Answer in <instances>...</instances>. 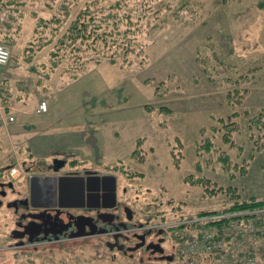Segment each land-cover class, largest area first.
Listing matches in <instances>:
<instances>
[{
  "label": "rangeland",
  "instance_id": "obj_1",
  "mask_svg": "<svg viewBox=\"0 0 264 264\" xmlns=\"http://www.w3.org/2000/svg\"><path fill=\"white\" fill-rule=\"evenodd\" d=\"M18 1L14 9H0V43L23 61L18 72L45 83L28 100L30 108L44 98L54 101V111L28 117L30 125L47 129L41 133L46 147L15 141L9 126L1 127L0 183L7 197L0 196V264H213L178 257L182 235L172 227L201 212H221L236 200H264V126L251 122L262 114L264 125V0H135L149 3L136 44L118 48V54H112L114 46L109 56L78 70L64 51L63 63L53 69L51 52L93 0ZM96 1L106 9L112 0ZM41 19L48 26L38 27ZM9 35L18 39L15 48L5 41ZM43 72L51 78L44 79ZM234 125L229 143L224 134ZM139 139L141 153L135 156ZM207 141L213 144L209 151ZM55 157H77L115 176L118 200L133 212L136 233L7 250L15 243L10 234L16 211L6 203L26 195L29 167H47ZM135 172L142 175L132 176ZM157 233L166 237L164 246L159 243L169 256L149 252ZM249 244L264 257V236L231 249L248 250Z\"/></svg>",
  "mask_w": 264,
  "mask_h": 264
},
{
  "label": "flooded vegetation",
  "instance_id": "obj_2",
  "mask_svg": "<svg viewBox=\"0 0 264 264\" xmlns=\"http://www.w3.org/2000/svg\"><path fill=\"white\" fill-rule=\"evenodd\" d=\"M29 168L28 172L33 174L26 180V195L6 203L16 211L15 227L10 234L15 243L7 250L27 252L44 244L66 246L76 240L86 242L115 232H119L118 235H123L122 231L136 233L131 224L134 214L118 200V187L114 198L110 179H102L97 184L98 178L113 175L92 170L88 163L77 157L70 160L55 157L47 167ZM0 185V196L6 198V185ZM8 186L14 190L13 183ZM0 206H3L2 201ZM143 236L135 234V239L144 241ZM156 237L150 243L158 245L162 241L164 246L166 237L163 233H157ZM124 238L130 239L127 234ZM161 245L155 246L156 250L162 249ZM155 248L149 252L169 256L166 250L161 253Z\"/></svg>",
  "mask_w": 264,
  "mask_h": 264
},
{
  "label": "trees",
  "instance_id": "obj_3",
  "mask_svg": "<svg viewBox=\"0 0 264 264\" xmlns=\"http://www.w3.org/2000/svg\"><path fill=\"white\" fill-rule=\"evenodd\" d=\"M133 1L135 2V0H112L111 2H108V7L106 9L103 7V4L96 0L89 2L86 7L80 11L66 33H64V35L59 38L57 48L55 50H52V68L56 69L61 66V64L63 63V56L67 53H69V56L75 60V64H73L76 66V69L74 68V70H78L92 60L100 62L101 59L109 56L108 53L113 49L114 46H117V52L113 51L112 54H118V48H123L124 46L129 45L130 47H133L136 44L135 41L136 38H138V33L142 31L143 24L139 25V23H141V19L144 17L145 6L149 7V3L140 4L139 2L133 3ZM19 3L20 2L18 0H0V9H14V6L19 5ZM42 24H44V26H48L46 21L43 19L39 21L37 26L39 27ZM38 27L35 30L36 32L39 31ZM130 32L132 33V35L129 38L128 35ZM122 38H125V40L127 38V41L122 42ZM5 41L9 45L14 44V41H12L11 37L9 36L5 37ZM131 41L134 42L131 43ZM51 42V40H48L46 41V44H49ZM89 51H91V55L86 54V56H84L82 54L89 53ZM112 61H114V59H112ZM262 117V114H259L255 118L251 119V122L255 123L256 125L264 126L261 119ZM234 123L235 122H233L232 124ZM234 130H236L235 125L229 129V132H226L224 134L225 141L229 143L233 142L232 131ZM142 143L143 139H139L137 141V148L134 151L135 156H138L141 153L140 148L142 146ZM212 145V142H206L205 146L208 151L211 150ZM223 159L225 162H229L228 156H225ZM143 161L144 158H141V162ZM141 175L142 174L136 172L132 173V176ZM195 182L197 184H204V181L202 179H197ZM259 210H261V212H257ZM263 210L264 200H257L256 198L252 197L250 200L246 201L236 200L233 205L221 212L205 211L201 212L198 216H207L224 212H249V214L243 215L241 217L224 218L208 224L207 227L215 225L218 230L223 233V231L226 228H229L232 222L237 218L240 220H244L246 223H254L260 227L264 226ZM183 227L185 228V226H182V229L181 227H179L178 229L181 230H176L175 232L183 231ZM187 227L191 228L192 224H188ZM172 228L175 230L177 227ZM175 232L173 231V233ZM243 255L244 253H241L240 257H242Z\"/></svg>",
  "mask_w": 264,
  "mask_h": 264
},
{
  "label": "built area",
  "instance_id": "obj_4",
  "mask_svg": "<svg viewBox=\"0 0 264 264\" xmlns=\"http://www.w3.org/2000/svg\"><path fill=\"white\" fill-rule=\"evenodd\" d=\"M10 60V49L5 44L0 43V68L8 65ZM49 108L48 101L42 100L36 113H48ZM4 110L5 107L0 103V113H3ZM10 120L12 121L14 118L10 117ZM257 212H261V210ZM247 214L249 212H224L185 218L181 222H177L173 227H181L182 229V226H185V228L183 227L185 231H181V239L176 242V254L180 258H186V262L191 258H202L213 261V264H262L257 259L259 257L256 256L253 250V244L247 246L248 250L238 249V247L234 249L232 247L231 249V244L239 242L243 246L246 242L254 243L258 237L264 236V227H259L254 223H246L244 220L238 218L223 233L215 225L207 227L208 224L214 221L224 218L241 217ZM188 224H192V227L188 228ZM241 253H244L242 257H240ZM260 258L264 259V257Z\"/></svg>",
  "mask_w": 264,
  "mask_h": 264
},
{
  "label": "crops",
  "instance_id": "obj_5",
  "mask_svg": "<svg viewBox=\"0 0 264 264\" xmlns=\"http://www.w3.org/2000/svg\"><path fill=\"white\" fill-rule=\"evenodd\" d=\"M9 36L10 37L12 36L11 40L14 41V44H11L9 46L15 48L18 44L17 43L18 39L16 40V38H14V35H9ZM8 66L14 69L9 70V67L0 68V103L5 107L4 112L0 113V130L1 127L3 126H9L8 129L10 130L12 136L15 138V141L16 140L19 141L21 139H27L28 142L31 143L30 146L32 145L36 146L37 144L38 148L46 147L47 145L44 143L45 139H43L41 133L45 132V130L47 129L45 127H41V125L39 126V128L30 125L28 117L36 116V115H45V114L47 115L46 117L50 116L54 111V107H53L54 101L53 100L50 101L49 113L37 114L36 110L38 106H36L35 109H31L29 106V101L30 98H32L34 95H39V90L37 88H40L41 84H42L41 86L44 87L45 83L40 80H33V78H31L30 76L24 75L23 74L24 72H18L19 70H23L25 68L23 61L20 58H14V56H12L11 63ZM31 70H34V68L31 67ZM43 78L48 80L51 78V75L48 73L47 74L44 73ZM28 80H30L31 88H28ZM32 88L35 89L32 91ZM42 100L45 99L42 98ZM10 117H13L14 120L11 121ZM46 117H45V121H46ZM10 126L12 127L10 128ZM36 134H39L40 136L36 138L37 137ZM56 147H54L55 150H58L60 148L59 147L57 149ZM30 148L31 147H28V150ZM50 151L52 152L53 150L50 149ZM32 152L33 151L31 150L29 151V154H31L28 156L29 158L34 156V153ZM58 153L66 154L70 152L68 151L55 152V154ZM38 159L44 160L43 158L41 159L38 158Z\"/></svg>",
  "mask_w": 264,
  "mask_h": 264
},
{
  "label": "water",
  "instance_id": "obj_6",
  "mask_svg": "<svg viewBox=\"0 0 264 264\" xmlns=\"http://www.w3.org/2000/svg\"><path fill=\"white\" fill-rule=\"evenodd\" d=\"M67 179H73V178H67ZM102 179L103 180H106V179H110L111 180V184L113 186V197L116 198L117 178L114 177V176H107V177H104V178H98L97 184H100L99 182H101ZM155 246H160V244H158V245L151 244L149 246V249L155 248ZM155 251H159V252L163 253L164 249L162 248V249L156 250V248H155ZM172 259H173V257L169 258V260H172Z\"/></svg>",
  "mask_w": 264,
  "mask_h": 264
}]
</instances>
